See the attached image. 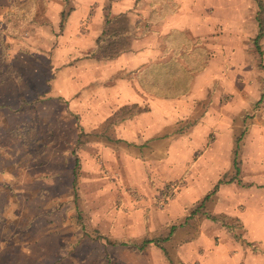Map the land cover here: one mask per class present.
<instances>
[{"label":"rangeland","instance_id":"rangeland-1","mask_svg":"<svg viewBox=\"0 0 264 264\" xmlns=\"http://www.w3.org/2000/svg\"><path fill=\"white\" fill-rule=\"evenodd\" d=\"M113 2L0 0L7 47L0 264H264V36L259 55L256 1L117 0L130 21V47L111 59L90 56L102 7ZM152 9L169 11L155 20ZM197 47L205 68L193 72L187 92L162 97L140 88L135 68L164 58L194 66L205 56ZM241 133L245 184H221L206 204L233 231L194 214L162 243L165 253L153 243L143 250L113 243L162 237L183 222L218 178L233 175Z\"/></svg>","mask_w":264,"mask_h":264},{"label":"trees","instance_id":"trees-1","mask_svg":"<svg viewBox=\"0 0 264 264\" xmlns=\"http://www.w3.org/2000/svg\"><path fill=\"white\" fill-rule=\"evenodd\" d=\"M257 5V10L255 12V22H256V34L252 39L253 46L255 50L258 52L259 55L262 54L261 50V39L264 36V1L263 0H255ZM68 14V10L62 9L60 13V25L62 26L65 22L66 16ZM103 25L101 28L100 33L96 36L94 46L89 49V55L97 58L103 59H111L116 57L117 55L121 54L122 52L129 49L131 44V36L132 30L130 27V21L126 13L119 12L113 13L110 9V5L106 4L104 6V13H103ZM180 33V32H178ZM183 42L188 46L192 44L191 39L186 37L185 35L182 38ZM4 39L0 34V60L6 63V48L3 44ZM4 46V47H3ZM199 50L201 55L204 54L203 47L195 48ZM182 55H190L185 50V53H181ZM202 57V56H201ZM206 60V55L204 58H200L197 64L194 66H185L177 63H173L170 59H162V60H155L148 62L143 68L137 69V82L139 83L140 87L149 93H152L157 96L162 97H176L181 94L187 92L190 86V81L193 76L194 71H198L203 68ZM175 66V67H170ZM264 99V87L262 89L260 98L258 102H261ZM125 108V107H122ZM242 134L239 135L235 140V147L232 152V169L233 175L229 179H225L224 177H220L217 179L216 183L214 184L213 188L208 191L198 204L191 209L190 214L186 217L183 222L178 224H171L167 233L158 238H149L144 237L139 242H113L120 245H132L138 250H143L146 246L153 243L159 246L163 252L165 253V248L162 245L163 242L167 241L171 235L174 233L175 229L187 222L189 217H192L194 214H201L205 217L209 218L212 221L220 222L222 226L227 228L230 231L234 230V225L229 223L226 220V216L212 214L209 213L206 209V204L209 200H211L212 195L215 194L217 189L221 184L226 182L235 181L238 184L244 185L245 183L242 182L240 175V162L238 160V146L240 138ZM79 168V159L77 156L74 158V167H73V178H72V188H73V198L76 201L77 198V188H76V179L78 174ZM79 215V213H78ZM80 218V216H79ZM237 237V235H235ZM99 238H105L103 235H98Z\"/></svg>","mask_w":264,"mask_h":264},{"label":"crops","instance_id":"crops-1","mask_svg":"<svg viewBox=\"0 0 264 264\" xmlns=\"http://www.w3.org/2000/svg\"><path fill=\"white\" fill-rule=\"evenodd\" d=\"M116 2H117V0H114V2L112 3V6L110 7V9H111V11L113 12V13H119V12H126L124 9H115V4H116ZM118 2H119V0H118ZM104 7H102V9H103ZM103 11H104V9H103ZM169 10H164V9H162V10H156V9H152V12L154 13V15H155V17H157L155 20H158V19H161V18H164L165 16H166V14H167V12H168ZM206 27V26H205ZM101 31V30H100ZM180 32H181V30H180ZM100 33V32H99ZM98 33V34H99ZM187 37V36H186ZM188 38L189 39H191L189 36H188ZM124 52H127V51H124ZM124 52H122V53H124ZM206 56H207V54L206 53H204ZM205 62H206V60H205ZM205 68V66H203V68H202V70ZM138 68H135V70H134V73H135V79H136V81H137V74H136V70H137ZM125 78H127V77H125ZM135 79H134V81H135ZM136 88V87H135ZM141 88V87H140ZM143 90V89H142ZM149 93V92H148ZM134 94H136V91L134 90ZM151 95H152V93H150ZM128 97H129V99L131 98L130 97V95H128ZM137 101V99H136V97H134L133 98V100L132 99H130V102H136ZM129 102V100L128 99H126V101H124V103L126 104V103H128Z\"/></svg>","mask_w":264,"mask_h":264}]
</instances>
